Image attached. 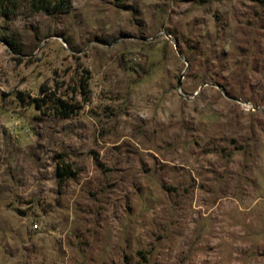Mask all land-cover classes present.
<instances>
[{
    "label": "rangeland",
    "instance_id": "rangeland-1",
    "mask_svg": "<svg viewBox=\"0 0 264 264\" xmlns=\"http://www.w3.org/2000/svg\"><path fill=\"white\" fill-rule=\"evenodd\" d=\"M51 2L0 9V264H264V0Z\"/></svg>",
    "mask_w": 264,
    "mask_h": 264
},
{
    "label": "trees",
    "instance_id": "trees-1",
    "mask_svg": "<svg viewBox=\"0 0 264 264\" xmlns=\"http://www.w3.org/2000/svg\"><path fill=\"white\" fill-rule=\"evenodd\" d=\"M9 0H0V9L5 8ZM41 10L46 12L49 16H56L68 11L69 2L68 0H52L47 6L40 7ZM0 40L7 44L15 52H21L19 43L13 39H8L3 37L0 33ZM79 93L81 95L85 94L86 81L80 79L77 83ZM34 108L40 110L42 107H50L52 113L59 118H68L74 114L77 106L69 104L64 97H50L45 95L44 98H35L31 100ZM55 177L57 180V185L60 187L65 181L73 179L75 173L70 169V167L64 163H58L55 170Z\"/></svg>",
    "mask_w": 264,
    "mask_h": 264
},
{
    "label": "water",
    "instance_id": "water-1",
    "mask_svg": "<svg viewBox=\"0 0 264 264\" xmlns=\"http://www.w3.org/2000/svg\"><path fill=\"white\" fill-rule=\"evenodd\" d=\"M178 86H179V83H178ZM203 86H205V84Z\"/></svg>",
    "mask_w": 264,
    "mask_h": 264
}]
</instances>
